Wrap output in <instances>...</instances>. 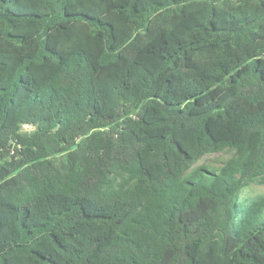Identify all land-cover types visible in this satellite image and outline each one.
<instances>
[{
  "label": "trees",
  "instance_id": "obj_1",
  "mask_svg": "<svg viewBox=\"0 0 264 264\" xmlns=\"http://www.w3.org/2000/svg\"><path fill=\"white\" fill-rule=\"evenodd\" d=\"M251 183L264 0H0V264H264Z\"/></svg>",
  "mask_w": 264,
  "mask_h": 264
},
{
  "label": "rangeland",
  "instance_id": "obj_2",
  "mask_svg": "<svg viewBox=\"0 0 264 264\" xmlns=\"http://www.w3.org/2000/svg\"><path fill=\"white\" fill-rule=\"evenodd\" d=\"M231 154L232 151L229 149H225L223 151H219L212 154H207L198 161V164L204 163L212 168H216L220 166L224 160L230 157ZM259 194H264V184L251 183L245 188H243L241 192V200L243 206L246 203L245 199Z\"/></svg>",
  "mask_w": 264,
  "mask_h": 264
}]
</instances>
